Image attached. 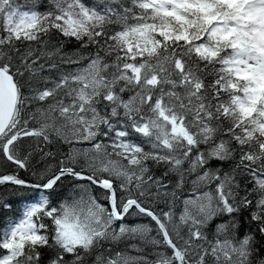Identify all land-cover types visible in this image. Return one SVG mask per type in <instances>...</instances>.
<instances>
[{
    "label": "snow or ice",
    "instance_id": "snow-or-ice-1",
    "mask_svg": "<svg viewBox=\"0 0 264 264\" xmlns=\"http://www.w3.org/2000/svg\"><path fill=\"white\" fill-rule=\"evenodd\" d=\"M261 77L264 0H0V264H264Z\"/></svg>",
    "mask_w": 264,
    "mask_h": 264
},
{
    "label": "rangeland",
    "instance_id": "rangeland-1",
    "mask_svg": "<svg viewBox=\"0 0 264 264\" xmlns=\"http://www.w3.org/2000/svg\"><path fill=\"white\" fill-rule=\"evenodd\" d=\"M188 9L189 8H185V11L186 10L189 11ZM260 88H261V90H264V77H261L260 78Z\"/></svg>",
    "mask_w": 264,
    "mask_h": 264
},
{
    "label": "trees",
    "instance_id": "trees-1",
    "mask_svg": "<svg viewBox=\"0 0 264 264\" xmlns=\"http://www.w3.org/2000/svg\"><path fill=\"white\" fill-rule=\"evenodd\" d=\"M189 11H190V9H188ZM186 12H187V10H186ZM177 19H179V18H177Z\"/></svg>",
    "mask_w": 264,
    "mask_h": 264
}]
</instances>
